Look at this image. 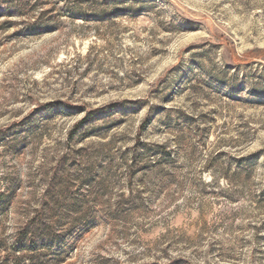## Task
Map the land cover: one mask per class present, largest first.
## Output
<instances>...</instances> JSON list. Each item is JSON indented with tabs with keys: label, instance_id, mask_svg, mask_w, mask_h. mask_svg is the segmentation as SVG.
Returning <instances> with one entry per match:
<instances>
[{
	"label": "rangeland",
	"instance_id": "1",
	"mask_svg": "<svg viewBox=\"0 0 264 264\" xmlns=\"http://www.w3.org/2000/svg\"><path fill=\"white\" fill-rule=\"evenodd\" d=\"M0 264H264V0H0Z\"/></svg>",
	"mask_w": 264,
	"mask_h": 264
},
{
	"label": "trees",
	"instance_id": "2",
	"mask_svg": "<svg viewBox=\"0 0 264 264\" xmlns=\"http://www.w3.org/2000/svg\"><path fill=\"white\" fill-rule=\"evenodd\" d=\"M138 145H139V143H138ZM140 146H142L141 144H140ZM162 149V148H161Z\"/></svg>",
	"mask_w": 264,
	"mask_h": 264
}]
</instances>
